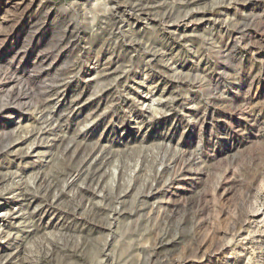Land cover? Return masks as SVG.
<instances>
[{"label":"rangeland","instance_id":"1","mask_svg":"<svg viewBox=\"0 0 264 264\" xmlns=\"http://www.w3.org/2000/svg\"><path fill=\"white\" fill-rule=\"evenodd\" d=\"M0 264H264V0H0Z\"/></svg>","mask_w":264,"mask_h":264},{"label":"bare ground","instance_id":"2","mask_svg":"<svg viewBox=\"0 0 264 264\" xmlns=\"http://www.w3.org/2000/svg\"><path fill=\"white\" fill-rule=\"evenodd\" d=\"M150 191H151V190H150ZM1 215H4V216H5V215H6V212L3 211V212L1 213ZM161 239H162V238H161ZM160 241H161V240H160ZM163 243H164V241H163Z\"/></svg>","mask_w":264,"mask_h":264}]
</instances>
